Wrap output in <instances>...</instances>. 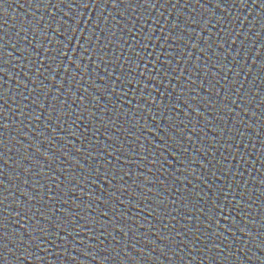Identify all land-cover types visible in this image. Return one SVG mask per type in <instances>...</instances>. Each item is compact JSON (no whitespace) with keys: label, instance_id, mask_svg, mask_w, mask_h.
<instances>
[{"label":"water","instance_id":"obj_1","mask_svg":"<svg viewBox=\"0 0 264 264\" xmlns=\"http://www.w3.org/2000/svg\"><path fill=\"white\" fill-rule=\"evenodd\" d=\"M0 264H264V0H0Z\"/></svg>","mask_w":264,"mask_h":264}]
</instances>
